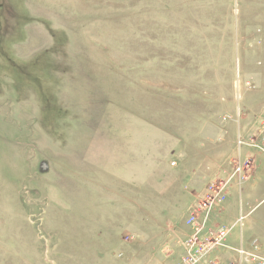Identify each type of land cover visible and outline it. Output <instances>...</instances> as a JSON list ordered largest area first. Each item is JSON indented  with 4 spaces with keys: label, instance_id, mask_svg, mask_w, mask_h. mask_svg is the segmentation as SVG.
Returning a JSON list of instances; mask_svg holds the SVG:
<instances>
[{
    "label": "rangeland",
    "instance_id": "obj_1",
    "mask_svg": "<svg viewBox=\"0 0 264 264\" xmlns=\"http://www.w3.org/2000/svg\"><path fill=\"white\" fill-rule=\"evenodd\" d=\"M262 24L264 0H0V264H90L87 238L110 210L125 227L112 253L122 259L150 221L193 204L155 191L189 154L212 153L188 166L220 164L212 181L240 149L264 156L238 148L250 135L264 146V125L230 134L263 88L247 69L263 64ZM119 178L115 205L106 188Z\"/></svg>",
    "mask_w": 264,
    "mask_h": 264
},
{
    "label": "crops",
    "instance_id": "obj_2",
    "mask_svg": "<svg viewBox=\"0 0 264 264\" xmlns=\"http://www.w3.org/2000/svg\"><path fill=\"white\" fill-rule=\"evenodd\" d=\"M256 26L258 27L257 24ZM262 27L264 31V24H262ZM252 36L255 39L256 36ZM262 52L264 53V50ZM254 60L255 59H249L247 69L255 77L258 82V86L263 85V88L258 87V89L253 92L250 99L246 100L244 108H240V118L239 121H237V130H235L233 128L234 125L231 124L233 125L232 128H230V134L232 135L231 142H233L234 138L237 137L238 134H255L261 127L263 128L264 125V61L262 65L256 66ZM234 131L235 136L232 134ZM200 145V147H203L204 149V144ZM209 154L211 155L212 153H208L207 149L192 156L189 154L188 158H186L187 161L190 159L186 165V169H182V171H180L181 168H175L171 173L173 178L167 176L165 180L164 178L161 179V183L158 185V188L155 187V191H160L162 189L161 191L164 192V190H166L170 197H172L173 193L169 194V192L181 190L186 194V196H188V199L190 198V202L193 204H189L187 208H185L186 205H182L184 210L182 211L181 209V215L179 216L169 217L166 219L161 216L159 219L157 218L150 221L154 226L153 231L146 234H135V242L127 243L125 249L123 250L125 252L122 254V259L117 261L114 260L115 258L112 254L113 251L117 249L118 242L125 243L128 241L124 240V236H121L120 234L125 228L123 226L120 229L122 220L117 219V222L111 221L110 219L114 218V216H112L113 212L110 210L109 213L111 217H107V223H102L103 231H97L98 235H94V233H92V235L90 234L87 238V248L89 250L90 259H92V263L90 264H176L180 256L183 254L181 246L183 238H177L178 232L174 231V220H179L178 222L186 228L188 235L190 229L186 225V218L189 212L205 194L210 181H212V179L217 175L224 173L218 168L220 164H217L213 170H199L188 167L190 165L196 166V163L200 166L202 161H206L208 159ZM247 156L252 157L253 162L255 159L254 167L252 171L249 172L247 180H245L241 185H239L236 181L233 182L225 203L221 207H216L211 212L207 224L208 227H231L236 222L239 213L242 210L247 214V218L245 219H249L247 229L244 228V219L243 226L240 227L239 237H235V235L231 233V231L237 227L236 225L230 231L226 244L232 248H236L241 244L245 245L246 248H250L251 242L257 239L261 245V250L264 252V207L259 208L260 204L264 201V197L261 198L264 196V156H254L252 155V152L250 155L247 154ZM174 162L176 163V161ZM220 162H222V160ZM174 173L177 174L178 178L174 177ZM229 175L225 177H228ZM225 177L221 176L220 178ZM110 178L112 179V177ZM120 180L121 178H119L118 184L115 181H111L113 185L109 188H106V182L102 185V189L106 188V191L111 193L108 198L113 202H116L115 205L123 202L122 199L116 198L121 195V192H123ZM123 182L125 183L124 180ZM151 189L153 190V188ZM134 190L135 192H139L138 197L141 201L143 184L136 183ZM245 196L260 197L261 200L252 207V205L250 206L249 203L245 202ZM137 200L138 199H135V201ZM140 206H142V203ZM106 207L111 208V205L109 206L106 202L104 208ZM104 213L106 214L105 211ZM226 219L228 220V223H224ZM93 223L95 224V222ZM90 224H92V222ZM170 227H173V229ZM92 255L94 256L91 257ZM211 256L219 258L225 264L228 260L235 259L236 253L228 247H220L216 249Z\"/></svg>",
    "mask_w": 264,
    "mask_h": 264
},
{
    "label": "built area",
    "instance_id": "obj_3",
    "mask_svg": "<svg viewBox=\"0 0 264 264\" xmlns=\"http://www.w3.org/2000/svg\"><path fill=\"white\" fill-rule=\"evenodd\" d=\"M238 145V148L248 145L264 151V146H260L252 135L247 140L239 139ZM252 161V157L243 156L240 149L239 158L230 175L210 182L205 194L186 218V225L190 229V232L181 241L183 254L176 264H224L219 258L211 256L220 247H228L236 253L237 259H230L225 264H243L244 262L264 264V252L261 250V245L257 239L251 242L250 248H246L243 244L232 248L226 244L227 237L232 228L236 225L239 227L243 226V221L247 214L242 210L231 227H208L207 224L211 212L216 207H221L225 203L233 182L236 181L241 185L247 180L248 174L251 171Z\"/></svg>",
    "mask_w": 264,
    "mask_h": 264
}]
</instances>
